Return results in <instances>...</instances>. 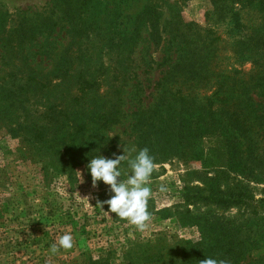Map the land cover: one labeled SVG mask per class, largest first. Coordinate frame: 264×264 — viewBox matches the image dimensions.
Returning a JSON list of instances; mask_svg holds the SVG:
<instances>
[{"label":"trees","instance_id":"1","mask_svg":"<svg viewBox=\"0 0 264 264\" xmlns=\"http://www.w3.org/2000/svg\"><path fill=\"white\" fill-rule=\"evenodd\" d=\"M94 1L51 0L47 14L35 15L0 37L1 64L10 65L0 76V124L9 125L13 136L19 134L33 157L46 158L52 165L57 162L68 175L87 167L94 157L110 155L120 142L118 134L110 137L118 125L133 137L135 155L147 147L155 163L181 157L183 148L191 149L212 135L220 140L212 151V163L225 167L222 174L229 178L228 184L221 186L216 176H205L202 187H185L186 209L178 213L179 223L195 224L187 207L196 203L214 206L220 214L234 208H262L264 198L255 200L248 184H261L264 177V106L255 100L264 93V77L245 80L240 71L219 68L220 35L193 28L181 18L164 20L154 5L146 17L133 21L130 32L118 39L120 45H111L119 50L112 71L108 66L84 65L91 56L68 54L66 46L58 49L57 39L61 33L63 39L83 37L90 27L82 15ZM212 1L221 9V0ZM122 45L126 48H119ZM151 46L162 54L157 65L165 69L160 80L145 87L150 79L140 76L150 73L145 57ZM141 66L145 70L140 71ZM173 84H179L174 92ZM201 89L209 95L199 101L193 92ZM142 96L153 101L145 102ZM87 173L91 178L89 169ZM220 216L215 221L201 218L203 239L198 243L160 238L125 244L118 264H199L206 257L255 264L245 260L243 239L233 228H225ZM112 250L86 252L80 261L62 264H112L117 258Z\"/></svg>","mask_w":264,"mask_h":264},{"label":"rangeland","instance_id":"2","mask_svg":"<svg viewBox=\"0 0 264 264\" xmlns=\"http://www.w3.org/2000/svg\"><path fill=\"white\" fill-rule=\"evenodd\" d=\"M221 1V9H216L212 0H95L90 10L82 15L86 26L90 27L82 32L83 37L71 40L66 36L63 39L64 33H61L57 47L66 46L65 51L71 55L91 56L84 65H91V68L108 66V70L112 71L119 50L110 48L111 45H120L118 39L130 32L133 21L138 16L146 17L154 5L158 8L157 16L161 17L162 14L164 20L181 18L191 23L193 28L220 35L222 40L216 43L219 68L240 71V76L245 80L250 77L261 79L264 77V0ZM50 2L0 0V37L19 23L37 17L35 15L47 14ZM170 5L173 7L169 8ZM235 21H238V26ZM147 34L148 30L144 29L142 36L146 37ZM141 45L144 48L147 46L144 43ZM122 47L126 48L124 45L119 48ZM150 56L153 57L151 63ZM161 57L162 54L154 52L151 46L145 57L150 73L140 76L142 80L150 79L144 83L145 87H152L163 77L165 67L157 65ZM143 69L141 66L140 71ZM8 70L10 65L2 66L0 61V76ZM178 87L179 84H173L171 90L174 92ZM126 89L129 90L128 87ZM183 90L187 91V87ZM193 94L197 95L195 99L201 101L209 95V91L195 90ZM152 99L145 98L144 101ZM255 100L264 106V93ZM9 129V125L0 124V264L78 262L86 252L97 255L105 249H113L117 258L112 264H118L121 247L125 244L160 238L167 242L184 239L198 243L203 239L198 225L201 218L215 221L220 215L223 216L220 217L225 228H233L243 239L245 260L264 264V203L261 210L254 207L246 211L234 208L223 214L214 206L196 203L187 207L195 217V224L179 223L178 213L186 209L182 205L185 187H202L205 176H216L221 186L228 184L229 178L222 174L225 167H220L221 163H212V151L220 141L214 136L206 135L191 149L183 148L181 157L156 163L150 184L152 197L148 202V210L153 215L152 227L148 234H142L127 221L108 213L106 204L103 209L97 205L98 201L110 199L113 193L102 181L93 188L87 167H79L68 175L61 166H57V162L52 165L46 158L41 161L33 157L28 144L21 143L19 134L13 136ZM122 130L121 125L114 128L110 137L118 134L120 142L114 145L115 149L110 155L103 157L114 159L124 154L123 149L128 154L135 148L133 137ZM134 155L135 152H131L130 158ZM205 162L206 165L203 164ZM120 170L124 171L121 179L131 174L124 161ZM249 178L247 175L245 179ZM261 178V184H248L255 200L264 198V177ZM162 186L167 190L161 191ZM86 197L89 203L84 199ZM65 233L72 235L73 248L52 252V245L59 247L58 239Z\"/></svg>","mask_w":264,"mask_h":264},{"label":"clouds","instance_id":"3","mask_svg":"<svg viewBox=\"0 0 264 264\" xmlns=\"http://www.w3.org/2000/svg\"><path fill=\"white\" fill-rule=\"evenodd\" d=\"M126 151L123 149L124 154L116 156L114 159L103 156L90 159L87 167L91 174L92 187L96 188L100 181L107 185L113 195L103 202L98 201L97 205L103 209L106 204L109 209L108 213L115 214V216L127 221L140 233L148 234L151 231L153 221V215L148 210V202L152 197L150 187L152 173L157 167L155 157L149 154L147 147L139 150L134 158H130V156L131 152H136L135 148H132L128 154ZM123 161H127L128 167L131 169V174L126 179H121L120 165ZM160 190L166 191L167 189L162 186ZM84 199L89 203V198ZM58 244L59 247L56 244L52 245V252H58L61 248L64 250L72 249V235L65 233L60 236ZM199 264H230V261L206 257L199 261Z\"/></svg>","mask_w":264,"mask_h":264}]
</instances>
